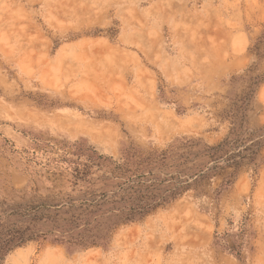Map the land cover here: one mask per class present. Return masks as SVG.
Returning a JSON list of instances; mask_svg holds the SVG:
<instances>
[{"label":"rangeland","instance_id":"374dc122","mask_svg":"<svg viewBox=\"0 0 264 264\" xmlns=\"http://www.w3.org/2000/svg\"><path fill=\"white\" fill-rule=\"evenodd\" d=\"M251 68L264 75V0H0V234L25 238L0 264H264V162L95 245L41 207L70 192L61 159L79 149L220 144ZM248 98L243 123L261 129L264 82Z\"/></svg>","mask_w":264,"mask_h":264},{"label":"trees","instance_id":"16d2710c","mask_svg":"<svg viewBox=\"0 0 264 264\" xmlns=\"http://www.w3.org/2000/svg\"><path fill=\"white\" fill-rule=\"evenodd\" d=\"M254 53L263 58L261 47H256ZM246 82V97L226 116L234 127L216 146L184 138L164 150L146 151L129 145L118 159L82 149L77 151L76 159L64 156L61 162L67 165L69 177L63 179L70 192L59 191L54 197L56 202H52L56 204L41 206L53 210L46 223L69 234L78 245H95L106 240L117 227L139 221L188 192L202 199L211 191L217 200L235 184L243 170L257 173L264 162V127L248 129L241 114L248 97L264 82V75L255 76L251 68ZM216 180L221 183L212 189ZM24 241V236L0 234V260L9 247Z\"/></svg>","mask_w":264,"mask_h":264}]
</instances>
